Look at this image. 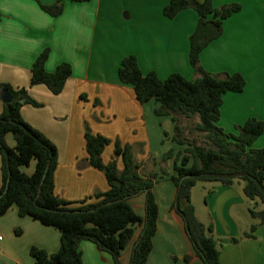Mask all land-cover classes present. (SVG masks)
<instances>
[{
  "label": "crops",
  "instance_id": "1",
  "mask_svg": "<svg viewBox=\"0 0 264 264\" xmlns=\"http://www.w3.org/2000/svg\"><path fill=\"white\" fill-rule=\"evenodd\" d=\"M37 1L50 5L56 0ZM37 1L0 0V84L25 88L29 97L41 105L24 104L21 116L55 144V194L76 205L108 189L103 173L87 164L85 132L111 141L102 160H115L118 169L122 162L114 155L116 140L130 148L138 145L135 158L142 164L164 154L160 146L163 133L166 128L170 135L173 128L169 117L154 114L158 106L154 101L140 105L132 89L119 83L117 70L123 58L133 55L143 74L154 72L163 80L177 73L193 80L187 50L196 15L186 9L172 19L164 18L162 10L167 0H91L67 1L63 13L52 18L41 11ZM211 3L213 7L236 3L240 10L222 22L221 36L201 51L199 65L213 75L238 73L245 82L240 93L222 95L216 126L224 133L235 134V127L254 118L264 127V0ZM44 49H49L47 72L52 73L62 62L72 68L59 95H53L44 85L30 84L32 63ZM2 105L0 98V113ZM6 143L15 146L11 134L6 136ZM263 144L264 131L252 148L259 149ZM176 150L180 148L174 147L173 153ZM34 164L22 170L30 175ZM172 166H166L168 174L173 172ZM241 189L236 184L202 183V206L196 208L191 202L194 214L204 226H211L212 237L219 241V264H264V222L252 238L243 236L251 224V202ZM153 193L158 218L146 264H202L187 240L179 216L171 208L172 184L164 180L153 188ZM191 195L192 189L190 201ZM144 200L142 195L129 200L140 217L144 216ZM15 229H19L18 235ZM0 237V264H33L30 247L52 254L60 244L59 230L19 216L14 205L0 216ZM136 237L121 252V264L129 263ZM80 250L82 264H112L110 256L91 242H81ZM184 256H188L187 263Z\"/></svg>",
  "mask_w": 264,
  "mask_h": 264
},
{
  "label": "trees",
  "instance_id": "2",
  "mask_svg": "<svg viewBox=\"0 0 264 264\" xmlns=\"http://www.w3.org/2000/svg\"><path fill=\"white\" fill-rule=\"evenodd\" d=\"M67 1L83 3L91 0H56L50 5L37 3L41 11L56 18L63 13ZM186 9L196 15L187 51L188 65L195 76L193 80H186L177 73L169 74L164 80L154 72L143 74L133 55L121 60L117 77L121 85L132 89L140 105L154 101L158 104L154 114L169 117L173 126L171 139L184 146L173 164L174 174L168 177L174 187L171 208L179 216L187 240L200 262L219 264V241L212 237L211 226H204L196 219L190 191L198 182L222 186L242 182L243 196L253 203L248 215L255 221L243 236L252 238L253 232L264 222V144L259 149H253L251 145L264 128L262 122L254 118L235 127V134L224 133L217 127L222 95L240 93L245 82L238 73L213 75L199 65L201 51L221 36L222 22L237 13L240 6L230 3L213 7L211 0H167L162 14L164 18L172 19ZM48 57L49 49H44L35 58L30 69V84L44 85L53 95H59L72 68L69 63L62 62L49 73L45 70ZM3 90L9 93L11 101L3 102L0 113V216L14 205L19 216L30 217L60 232L57 252L50 254L36 246L30 247L33 264H82L80 244L83 241L91 242L99 251L107 253L112 264H121V252L133 239L136 228L140 230L128 264H146L157 228L158 205L153 193L156 174L142 176L139 165L133 161L130 146L118 140L114 142V155L121 159L122 168L118 169L115 160L104 163L102 153L111 141L85 132L87 164L103 173L108 189L76 205L59 198L54 185L57 148L21 116L24 104L41 105L29 97L25 88L13 89L2 83L0 98ZM21 100L25 102L21 103ZM194 115L197 120L192 129L202 135L201 144L185 136L181 127L182 118ZM8 134L14 138L13 148L6 143ZM170 155L164 154L163 160ZM32 162L35 163L34 170L28 175L22 168H28ZM140 194L145 197L143 217L137 215L129 203ZM257 202L262 205L261 209H256ZM19 232L15 229V234ZM183 261L187 263L188 256H184Z\"/></svg>",
  "mask_w": 264,
  "mask_h": 264
},
{
  "label": "rangeland",
  "instance_id": "3",
  "mask_svg": "<svg viewBox=\"0 0 264 264\" xmlns=\"http://www.w3.org/2000/svg\"><path fill=\"white\" fill-rule=\"evenodd\" d=\"M188 51V50H187ZM181 76V75H180ZM167 77V76H166ZM165 77V78H166ZM182 77V76H181ZM164 78V79H165ZM163 79V80H164ZM196 120H197V116L196 115H194V117H191V118H182L181 119V127L183 128V132H184V134H185V136H187L188 138H193V139H195L198 143H202L203 142V138H202V135H200L199 133H197V132H195L193 129H192V127H193V125H194V123L196 122ZM264 128V127H263ZM263 131H264V129H263ZM165 133H166V135H164V133H163V138H162V141H161V147H163L164 148V150L162 151V152H164V154H166V153H170L171 155H170V157L169 158H167V159H164L163 160V155L159 158V159H155L154 160V158H150V160H148V161H145L143 164L142 163H139L138 161H137V159L135 158V155H136V153L140 150V147L138 148V145L137 146H133V148H131V155H132V157H133V161L135 162V163H137L138 165H139V167H140V174L142 175V176H144V177H146V176H148L150 173H155L156 174V176H157V182L154 184V187L157 185V184H159V183H161V182H163L164 180H168V182H170L169 181V179H168V177H169V175H173L174 174V170H173V166H172V164H174L175 163V160H177L176 159V156H177V154H178V152H180V151H182V149H183V147L184 146H181V145H177L172 139H171V137H172V131H171V133H170V135L168 134V132H167V129L165 128V131H164ZM262 135V134H261ZM260 135V136H261ZM259 136V137H260ZM263 146V145H262ZM176 148V147H178V148H180V150H176V152H174L173 153V148ZM251 148H252V145H251ZM172 152V153H171ZM170 162V163H169ZM176 162H178V161H176ZM168 164H170V167L172 166V173H170V174H168V172H167V170H166V166L168 165ZM178 164H179V162H178ZM143 166V167H142ZM154 167H156V170L154 171ZM171 183V182H170ZM172 184V183H171ZM201 185H202V182H198V183H196L195 184V186L192 188V195H191V201H190V203L192 202V203H194V205L196 206V208H200L201 206H202V203H201V199H202V196H201ZM237 186L238 185H240L241 187L243 186V183L242 182H239V183H237L236 184ZM153 187V188H154ZM140 195H142L143 197H144V194H140ZM140 195H138V196H135V197H133V198H131V199H136V198H139L140 197ZM130 199V200H131ZM144 199H145V197H144ZM248 200V199H247ZM249 201V200H248ZM247 202V201H246ZM252 202H251V206H252ZM250 206V207H251ZM255 207H256V209H260L261 207H262V205H260L258 202L255 204ZM249 216V215H248ZM249 219H250V217H249ZM251 220V224H253V223H255V221H253L252 219H250ZM250 224V225H251ZM139 230H140V228H136V234H138V232H139ZM247 231H248V229H247ZM246 231V232H247ZM136 234H135V236H134V238L136 237Z\"/></svg>",
  "mask_w": 264,
  "mask_h": 264
},
{
  "label": "water",
  "instance_id": "4",
  "mask_svg": "<svg viewBox=\"0 0 264 264\" xmlns=\"http://www.w3.org/2000/svg\"><path fill=\"white\" fill-rule=\"evenodd\" d=\"M1 100L4 103H8V102L11 101V97H10L9 93L6 90H3L2 91ZM20 102L21 103H24L25 101L24 100H21Z\"/></svg>",
  "mask_w": 264,
  "mask_h": 264
},
{
  "label": "built area",
  "instance_id": "5",
  "mask_svg": "<svg viewBox=\"0 0 264 264\" xmlns=\"http://www.w3.org/2000/svg\"><path fill=\"white\" fill-rule=\"evenodd\" d=\"M0 239H1V237H0Z\"/></svg>",
  "mask_w": 264,
  "mask_h": 264
}]
</instances>
